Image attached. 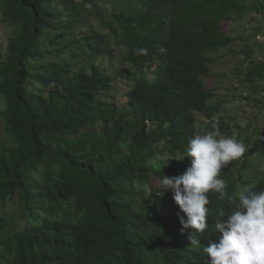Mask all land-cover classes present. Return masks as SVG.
I'll use <instances>...</instances> for the list:
<instances>
[{
	"label": "trees",
	"instance_id": "obj_1",
	"mask_svg": "<svg viewBox=\"0 0 264 264\" xmlns=\"http://www.w3.org/2000/svg\"><path fill=\"white\" fill-rule=\"evenodd\" d=\"M259 14L264 0H0V26L14 27L0 45V264H209L203 247L238 203L235 167L195 244L172 192L151 183L186 171L197 116L234 129L204 78L233 41L223 24ZM112 49L116 75L97 62ZM243 80L264 82V62ZM255 132L246 157L264 154ZM14 197L21 218L6 210Z\"/></svg>",
	"mask_w": 264,
	"mask_h": 264
},
{
	"label": "clouds",
	"instance_id": "obj_2",
	"mask_svg": "<svg viewBox=\"0 0 264 264\" xmlns=\"http://www.w3.org/2000/svg\"><path fill=\"white\" fill-rule=\"evenodd\" d=\"M257 16L264 17L263 14ZM255 37L258 42L261 41L258 40V37L264 38L260 32ZM257 41L255 44H258ZM256 46L251 47L250 57H248L247 48L240 53L243 75L238 79L244 85H247L249 89L258 90L264 96V82L259 81L255 87H252L243 80L247 68H251L253 62H264V59L255 56ZM136 51L138 54L147 53V49H137ZM215 56L218 59L216 52ZM239 58L238 61H240ZM210 73L206 76L207 78ZM206 85L209 89H214L215 95L213 98L216 97V85L211 86L208 83ZM251 93V91L246 90L243 95L249 99ZM210 101L212 102V99ZM224 101L223 98V104L221 102L212 103L221 105L219 117L227 119V116L222 113V111H225L227 115V110L223 107ZM199 117L201 116H197V118ZM208 122L209 120L205 124L204 132L206 133H194L188 140L183 158L178 159L191 158L186 171L177 177L165 176L161 178L164 192L169 190L172 192L175 203L185 214L180 216L179 219L182 230H191V244L196 243L193 238V231L204 233L209 227L208 214L210 209L208 206L210 198L208 194L215 192L220 199L227 196L226 182L219 178L221 169L228 164L234 166L235 160H238L246 152V146L234 136H225L231 133L220 132L217 123L212 124V130L206 131ZM231 125L236 128L232 123ZM241 126H244L243 122H241ZM259 155L264 156V154ZM235 171L238 172L239 170L235 169ZM262 177H264V170L256 177L258 179L252 186L253 182L251 181L243 189L239 188L234 196H228V199H237L238 203L231 214L225 216L224 212H220L214 225L216 240L210 241L207 246L203 247V252L206 254L209 264H264V190L257 192L253 188ZM239 178L241 181V174H239Z\"/></svg>",
	"mask_w": 264,
	"mask_h": 264
},
{
	"label": "rangeland",
	"instance_id": "obj_3",
	"mask_svg": "<svg viewBox=\"0 0 264 264\" xmlns=\"http://www.w3.org/2000/svg\"><path fill=\"white\" fill-rule=\"evenodd\" d=\"M253 18V19H252ZM251 15H246L243 18H238L237 16L230 22H225L223 24L224 30L233 37L231 45L228 48L217 52L218 55L217 61L212 65L211 73L206 79L207 83L211 86L216 85V97L212 98L213 103H220L221 99L224 101V109L226 112L222 113L227 116L228 121H230L236 128L231 132L230 135L225 136H234L239 141H243L242 138L244 135H248L250 138L256 135V129L260 134H264V96L260 94L258 90L249 89L247 85H244L242 81L238 78L243 75L241 69V61H238V58L241 57V52L246 50V48L255 47L256 54L264 59V38L258 37V42L255 35L261 33L264 37V17H252ZM14 35V27L8 24H2L0 26V45L5 46L8 43V40L11 36ZM257 41L258 44H255ZM107 57H109L107 59ZM104 57L106 60L102 61V57L97 58L98 63H102L104 66L111 65L113 70L110 73L116 75L121 70V58L117 49H112L110 56ZM240 59V58H239ZM246 90L251 91L249 95L250 98L247 99L243 95V92ZM121 96L117 99L119 103L122 101ZM259 99V100H257ZM243 122L244 126H241ZM2 123L0 119V124ZM207 120L203 117L198 118V129L200 132L205 131V124ZM204 132L203 134H205ZM180 158H183L182 155H179ZM235 169L239 170L237 173L242 175L239 188L243 189L246 185L252 181L254 182L262 170H264V156L259 154H254L250 156H242L238 160H235L234 163ZM160 175H153L151 187L155 191L164 190L161 183ZM255 178L254 180H252ZM17 197H14L7 204V212L11 217L21 218L24 215V209H16ZM2 206L0 205V210ZM34 219L31 218V221ZM23 220H21L22 223ZM25 221V219H24Z\"/></svg>",
	"mask_w": 264,
	"mask_h": 264
},
{
	"label": "bare ground",
	"instance_id": "obj_4",
	"mask_svg": "<svg viewBox=\"0 0 264 264\" xmlns=\"http://www.w3.org/2000/svg\"><path fill=\"white\" fill-rule=\"evenodd\" d=\"M213 55H215V53H214ZM241 60H242V56L240 57V61H241ZM212 65H213V64H212ZM206 79H207V77L204 78L205 83H207V80H206ZM221 100L223 101V99H221Z\"/></svg>",
	"mask_w": 264,
	"mask_h": 264
}]
</instances>
